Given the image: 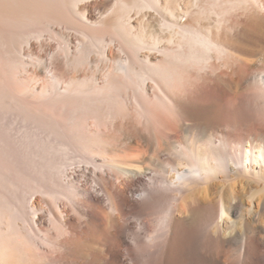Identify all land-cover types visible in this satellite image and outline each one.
<instances>
[{"label":"bare ground","instance_id":"6f19581e","mask_svg":"<svg viewBox=\"0 0 264 264\" xmlns=\"http://www.w3.org/2000/svg\"><path fill=\"white\" fill-rule=\"evenodd\" d=\"M83 2L0 0L2 89L56 117L61 130L50 142L59 158L41 154L33 185L17 180L11 195L0 186V264H179L193 247L199 259L180 264H260L264 195L253 187H264V71L246 79L259 120L236 141L195 118L228 103L235 110L244 95L218 69L261 58L254 28H264L262 0ZM138 7L151 17L142 28L139 11L132 15ZM208 7L218 25L201 14ZM173 30L183 36L177 45ZM34 39L54 47L33 57ZM10 50L21 68L14 75ZM188 105L198 110L192 123ZM168 116L190 122L174 146L155 129ZM161 204L160 225L146 239L144 215Z\"/></svg>","mask_w":264,"mask_h":264},{"label":"rangeland","instance_id":"374dc122","mask_svg":"<svg viewBox=\"0 0 264 264\" xmlns=\"http://www.w3.org/2000/svg\"><path fill=\"white\" fill-rule=\"evenodd\" d=\"M85 1L86 2H83V4L80 5L81 8L87 6L102 7L107 0ZM262 4L264 6V0H262ZM138 11L139 13L137 14L135 18L136 21L134 22H136V27L142 28L144 24H147V22L150 21L151 17H148L149 12L147 13V11L141 10L140 7L136 8L132 12V15H136V12ZM201 14L204 17L211 18L214 22V25H218L217 23H215L213 10L209 7L207 10L201 12ZM254 29L256 38L259 39L258 49L260 51L259 56L261 58H259L258 61L253 65L243 64L235 66L232 64H228L227 66H222L218 69V71L222 73L223 76L231 83L232 88L240 87L241 91H244L246 89V79L250 75V73L256 70L264 71V28ZM172 33L174 34V36ZM182 37V34H178L177 30H173V32H171L170 37L172 39L171 44L177 45L178 42L182 41ZM74 40L75 38L73 37L72 41ZM164 44L166 45L167 42H164ZM29 45L30 54L33 57H41L43 55L42 50L45 45H50L51 47H54V44L51 42L47 44V42L45 41L36 39L31 40ZM6 46L7 45L5 44L2 37H0V52H2L3 50L7 51L8 46ZM94 50L96 49L94 48ZM10 53L11 56H9V62L10 64H12L9 66V71H11V74L14 75L16 72L19 73L18 71H21V68L17 69V67L15 66L14 61L17 59V56L14 50H10ZM198 53H200V51H198ZM202 55H204V52ZM209 56L215 57V54L213 52H209ZM158 57L160 58V56L153 54L151 60L154 61L153 58ZM31 62L33 63H30V65L32 64L30 66L31 68L29 67L31 70H28L33 73L34 70H37L35 65L37 61L32 60ZM1 84L2 83H0V173L1 171L8 173L7 176L9 179L7 178V176L6 178L0 177V186H5L8 192H10L8 194L11 195L14 192V184L17 180L20 185L24 186L25 188L28 186L30 187V185L34 184V178L30 177V175L36 174L38 171H40V169L41 171L44 170V164L41 161L42 153L48 152L51 155H56L59 158L61 150L56 149L57 147L55 146L51 147L53 145L50 142L61 136V130L59 129V126L54 122H57L55 116V118L51 119L45 118L43 115L39 114V111L33 106H28V103H23V101L21 100L14 99V97L10 93L2 89L3 87ZM262 90H264V87L262 88ZM243 93L244 95H242V98L238 103L239 106L237 105L235 110H230L232 109L231 104L228 103L225 109H213V111H211L208 115H203L202 113L199 118H195V123L197 124V126H199L201 129L207 128L209 125V127L211 128L219 127L226 133V136L229 139L236 141L241 135V133H243V131L245 132L246 129L250 127L249 124L253 126L259 120V117L254 114L255 112L252 109L253 95L248 94L246 91H244ZM79 105L80 104L76 105L77 115L80 111ZM197 111L198 110L194 106H187V114L191 123L193 120H191V114L192 112L196 113ZM189 121L185 120L183 121V123H181L176 118L168 116V118L163 120L161 123L156 124L155 129H157V135L159 134L160 136L165 137L166 140L171 143L172 146H174L177 139L182 133L181 129L186 125L190 124ZM131 127L132 126L129 125V133L133 136L139 137L140 135H145V132L142 130V127L138 130L135 129V131ZM255 190L258 194L264 195V187L262 184H257V187L254 186L253 192ZM164 207L165 205L161 204L158 209L149 217L144 215L147 220V230L145 231L146 239L147 236L152 235L154 231L158 229L161 222L160 219L162 216V212L165 209ZM4 213L7 214V212ZM244 215L245 212H241L240 214L237 213L235 214L233 219L235 221H240L241 217ZM258 224V221H252L253 226H257ZM194 227V223H190L187 225L188 230L193 229ZM189 255L192 256L195 261H197L199 259L197 247H193L191 250L185 251L183 253L180 263H182V260L188 257ZM235 255L236 254L234 249H231V251L227 253V257L230 260L235 259ZM259 262L260 264H264V257L262 259L260 258Z\"/></svg>","mask_w":264,"mask_h":264}]
</instances>
